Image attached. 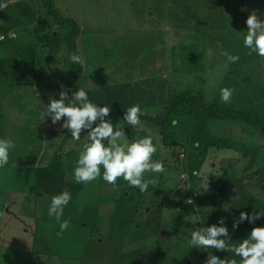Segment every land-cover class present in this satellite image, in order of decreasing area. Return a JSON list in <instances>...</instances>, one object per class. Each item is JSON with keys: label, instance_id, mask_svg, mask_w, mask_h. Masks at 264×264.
Here are the masks:
<instances>
[{"label": "rangeland", "instance_id": "obj_1", "mask_svg": "<svg viewBox=\"0 0 264 264\" xmlns=\"http://www.w3.org/2000/svg\"><path fill=\"white\" fill-rule=\"evenodd\" d=\"M164 2L9 0V6L0 9V61L6 62L9 78V81L0 78V137L12 139L16 144L10 152L9 164L0 169V264H127L129 253L128 244L122 246L120 241L125 235L115 233L111 238L102 236L99 241L98 229L82 227L81 221L88 223L84 206L90 208L99 203L93 196L81 197L76 206L65 208L62 220H69L70 224L62 234V221L49 216L52 193L56 195L61 190L54 185L61 178L53 177L52 172L65 168V179L76 182L74 161L78 159L79 146L85 142L84 133L77 142L67 130L55 140L49 137V132L48 140H53L55 148L44 150L39 171L31 165L32 159L26 158L28 148L31 144L42 148L41 141L36 138L40 123H34V118H43L42 114L35 113L39 107L32 104L31 90L14 85L21 74L19 72L16 78L10 68L16 67L17 62L24 65L27 78L35 77L32 69L25 67L27 64L28 67L32 64L43 67L44 73L39 78L48 86L55 84L56 98H59L58 80L67 82L76 71L74 67L79 69L81 66L79 87L89 90V97L95 103L111 105L115 110L111 113L113 123L123 117L120 112L124 114L135 104L140 105L142 115L157 116L164 111L165 105L151 106L148 97H144L145 91L131 92L132 89H143L149 73L160 70L161 73L166 71L168 77L166 101L192 92L190 94L202 96L207 104L255 114L264 120V58L255 53L249 55V49L243 45L249 15L255 10L264 20V0H167V8ZM41 23L46 25L45 31L41 30ZM73 44L77 51L72 49ZM77 52L83 56V64L69 61V55ZM225 52L238 55L239 61L228 62ZM224 87L235 89L229 103L220 98V90ZM240 90L245 91L244 99ZM128 92L135 96L133 100ZM120 93L128 95L120 98ZM47 94L44 91L43 96ZM193 107L198 109L196 104ZM41 110L45 113L46 107L41 106ZM200 120L196 113L188 117L183 114L175 128L185 146L182 150L198 161H193V166H187L188 169L185 160L174 161L163 143L162 130L156 125L141 120L142 127L133 133L126 128L131 134L129 139L146 135L156 138L158 151L153 159L163 160L166 171L145 174L146 178L156 181L152 188L166 183L164 188L169 190L174 185L178 187L177 197L189 198L190 191L182 174L185 173L188 180L192 179L194 164L201 165L202 162L198 157L200 151L209 150L200 178L210 179V195L214 198L217 193L226 197L228 189L235 200L232 205L224 199L209 209H199L201 213H209L214 206L229 212L241 203L264 205V132L260 131V126L247 120L211 119L203 130ZM120 123L127 127L122 119ZM208 138L221 140L228 147H207ZM54 157L57 161L52 162ZM230 158L235 159L227 163ZM215 164H218L217 171L213 168ZM234 164L237 168L232 175V187L211 179L209 172L221 174L220 168ZM194 177V190L191 185L189 190L195 193L196 187L202 199L206 196V184ZM69 207L72 212H67ZM229 220L233 223L234 219ZM190 230L193 226L185 228L186 234L180 240L168 242L167 248L162 246L167 251L164 264H172V258L177 260L176 264H204L208 257L206 251L225 258L223 251L190 249L186 240ZM148 243L153 246L155 240Z\"/></svg>", "mask_w": 264, "mask_h": 264}, {"label": "clouds", "instance_id": "obj_2", "mask_svg": "<svg viewBox=\"0 0 264 264\" xmlns=\"http://www.w3.org/2000/svg\"><path fill=\"white\" fill-rule=\"evenodd\" d=\"M8 6L9 0H0V9H6ZM246 24L248 27L243 37L244 47L249 49V55L255 53L264 58V20H261L254 10ZM224 55L230 63H236L240 59L238 55L227 52ZM68 59L72 64L84 63L83 56L78 53L70 54ZM234 91L235 89L222 88L221 100L229 103ZM111 113V105L101 106L95 103L89 97V90L78 87L71 95L67 91H61L59 98L53 95L42 118L45 120L50 117L53 125L59 124L61 131L67 130L71 134L73 141H80L84 133L85 142L79 146L78 159L74 161L73 176L76 182L92 183L102 179L115 186L118 179L122 178L128 186L145 193L149 186L156 182L146 178L145 174H162L166 171L163 160L153 159L158 151V145L154 142L156 138L146 135L129 139L131 134L126 128H130L133 133L135 129L142 127V109L139 104L124 111L121 119L126 122L127 127L121 125V119L113 123ZM15 147L14 140L0 137V169L9 164L10 152ZM71 200L72 194L67 190L51 198L48 214L62 221L60 234L69 228L70 221L62 218ZM261 219H264V211H241L239 217L233 220L232 227L238 230L245 222L256 225ZM202 225L192 230L186 238L190 249H215L234 254L222 259L213 252L206 251L208 257L204 264H264V224L253 227L246 237L238 239L235 244L232 243L233 237L226 218L221 217L218 223L211 225L202 222ZM236 257H239V260Z\"/></svg>", "mask_w": 264, "mask_h": 264}, {"label": "crops", "instance_id": "obj_3", "mask_svg": "<svg viewBox=\"0 0 264 264\" xmlns=\"http://www.w3.org/2000/svg\"><path fill=\"white\" fill-rule=\"evenodd\" d=\"M160 1H165V7L167 8V0ZM166 21L167 17L165 16V26H167ZM17 39H19V37ZM34 59L35 62H37L36 57ZM16 64V67L10 68V72H14L16 78L19 72L21 76L20 78L15 80L14 85L17 88L23 87L25 88V90H31V98H33L32 104H38L37 108L39 107V110H37V112L35 113H37V115H43L44 111L41 110V106L46 107V105L50 102L47 99H50L53 95H56L55 93H53L55 89L53 86L55 84L52 83L48 86L44 83V80L42 78H39V75L42 74L44 70L43 67L39 68V65L35 66L34 64H32V67H28L27 64L25 67L27 69H32V73L35 75V77L27 78L25 77V68H22V66H24L22 62L19 61ZM68 72L70 73L69 69ZM2 77L3 79L6 78V81H9L8 73L4 76H0V78ZM167 81L168 77L166 71L162 73L161 70L157 71V73H153L152 71V73H149V76L146 77L144 81L146 86L143 87V89H132L131 92L137 93L136 91L138 90L140 92L145 91L144 97H148L151 106L158 107L165 105L166 107L167 103L169 102V100L166 101V94L168 91ZM62 82H64L62 79L58 80L57 84L60 85ZM80 84L81 83L79 79L71 89H66L63 86L56 89L59 93L61 91L69 90L68 94L71 95L72 92L78 90ZM133 86L134 84L132 85V87ZM156 89H159V92ZM44 91H47L49 94L43 96ZM240 91L241 92H239V94L243 95L244 99L245 91ZM131 92L128 93L131 95ZM101 95L102 94L100 92L99 99ZM119 95H121L120 98H124L128 94L123 93L122 95L120 93ZM134 97L135 96L131 95V100H133ZM147 115L149 114L147 113ZM34 123H40L39 129L37 131L38 136L36 138H38L37 140L41 141L42 148H40L36 144H31L28 148L29 150H27L28 157L26 158L32 159V161L30 162L31 165L38 168V166H40L41 164L44 150H48L49 147L51 149L55 148V143L52 141L60 138L64 131L60 130L59 124L53 125L50 117L45 120L41 118H34ZM213 128H215V125L212 127V129ZM49 132V137L53 139L52 141L48 140ZM168 151L172 155L174 161H177L178 159L173 156L171 150ZM56 158L57 157H54L52 162L57 161ZM192 159L193 158L191 157H189V159H185V167H189L191 165L193 166V161L198 162L197 160ZM234 159L235 158L228 159L229 162L227 163H232ZM200 160L202 161L201 165L194 164V167L197 171H194V167L193 171H191L195 176L199 178V173L206 162L204 159ZM238 162L239 161L237 160V163ZM58 166L59 164L56 165V167ZM188 167L186 169H188ZM217 167L218 164H215L213 167L214 170L217 171ZM236 168L237 167L234 164L233 167L228 166L227 168H220V170L224 171L226 169H229V177L230 180H232V175ZM37 170L39 171L40 168H38ZM64 170L58 168L57 172H52L53 177L61 178V180L55 182L54 184L55 186L61 188V190L58 191V194L65 190L71 192L72 200L70 201L69 206H74L76 201L81 197L84 198L93 196L94 198L99 199V203L95 207L89 208L84 206V216L88 217V223H86L85 221H81L82 227L85 228L87 226H92L95 229H98L96 235L99 241L101 240L102 236H104V238H111V236L115 233H120L122 234V236L125 235L124 239L122 237L120 241L121 243H123L122 246H124V244L126 243L128 244L129 253L127 254V264H164L166 261L165 257L167 251L165 249H162V246L167 248L168 242H174V239L180 240L186 234V227L193 226L194 230L195 228L203 226L202 222L205 225H211L213 223H218L219 219L221 217H224L227 219L226 223L229 231L231 232V230H234L232 227L233 223H231L229 219H231V217L232 219H234L233 215L237 214V212L235 211L237 210V207L233 206L234 209L226 212V215H217L213 217L208 216V213L203 214L199 210L201 208L209 209L212 204L221 202L224 199L227 204L232 203L233 205L234 202H232V200H235L232 197L233 195L229 194L230 191L228 189L226 190V197H224L223 193H217L216 200H214V197L210 195L212 185L209 181L210 179L208 180V178L207 180H203V184H206V187H204V189L206 190V196L202 197V199L200 198L196 201V204L194 206H191L187 203L189 198L185 201L183 197H177L178 187H175L174 185L169 190L167 188H164L166 183L159 184V186H156L155 188H152V186L150 185L148 191L145 193H141L138 190V192H134V190L132 191L131 187L128 186L127 182L122 178L118 179L115 186L107 184L102 179L93 181L92 183H82V185H80L79 183L66 180V172H64ZM212 174H215L214 171H212L211 173L209 172V175ZM190 178V180H188L189 182H186L188 188L187 190L193 191L195 183L193 182V177ZM190 185L192 187L191 190H189ZM53 195L54 193H52V196ZM237 201H235V203H237ZM89 210H92L93 212L90 213ZM87 211L89 212V214L87 213ZM67 212H72V208L69 207L67 209ZM67 214L71 216L69 213ZM207 217L210 218L207 219ZM249 231H251V229H247L244 234H241L240 237H237L235 235L236 230H234L232 243H238V239L246 237ZM190 232L191 230L189 231V233ZM174 236L176 238H173ZM153 239L155 240V244L153 246H149L150 244L148 242L152 241ZM102 242L104 243L103 240ZM168 250H170V248ZM217 251L219 252V250ZM223 254V257L233 255L227 252H223ZM236 259L239 260V257H236ZM170 262L172 264H176L177 260L175 258H172Z\"/></svg>", "mask_w": 264, "mask_h": 264}, {"label": "trees", "instance_id": "obj_4", "mask_svg": "<svg viewBox=\"0 0 264 264\" xmlns=\"http://www.w3.org/2000/svg\"><path fill=\"white\" fill-rule=\"evenodd\" d=\"M73 23V22H71ZM44 24V23H43ZM61 24V23H59ZM41 30L46 29V25H40ZM40 28L38 30H40ZM41 30L39 32H41ZM38 32V34H39ZM78 34V33H75ZM45 37V36H44ZM40 39V38H39ZM73 46V50L77 51L75 49L74 44ZM78 53V52H77ZM6 62L4 60L0 61V76H4L7 74V69H6ZM74 69L76 71L71 73L70 79L67 82H63L60 84L59 88H61L62 86L65 87L66 89H71L75 83L79 80L80 76H81V66H79V69H77L76 67H74ZM69 90H67L68 92ZM192 93V92H190ZM190 93H185L183 95H180L176 98H173L172 100H170L167 103V106L165 107L164 111H162L161 114L157 115V116H149V115H142L141 114V120H146L147 122L156 125L157 127H159L162 130L163 133V143L165 145V147H167V149L172 151V154L174 157H176L177 159L180 160V155L182 152V147H183V142H180L179 140V135H177L175 132V128L178 127V123H179V119H181L182 115L185 114L188 116H191L193 114H197L200 117V121L202 123V129L205 130L207 125H208V121H210L211 119H221V120H225V119H230V120H247L250 121L253 124H256V126H260V131L263 130L264 132V120L258 118L257 115L255 114H249V113H245V112H241V111H237V110H231L228 108H219L215 105V103L212 104H207L204 100L203 97L197 96V95H193ZM70 99V97H69ZM194 104H196L198 109H195L193 106ZM112 113H115V110H112ZM120 114L123 116L124 114L122 112H120ZM209 138L211 136H208ZM208 138V139H209ZM207 139V140H208ZM207 147L208 146H217V147H225L227 148V144L225 146V142L223 144V142L221 140H213V139H209L208 142L206 143ZM206 149V146H205ZM186 152L187 158L189 159V157L192 158L191 154L188 153L187 151L184 150ZM207 151L209 150H202L200 151L201 154L198 156L200 157L202 160L207 157L208 153ZM194 154V152H193ZM195 155V154H194ZM194 173L191 174V177H194L193 175ZM194 178H197V176H195ZM208 177H204V178H200V180H207ZM229 169H226L224 171H222L221 174H212V180L216 181V182H221L223 185H229V186H233L232 181L229 179ZM195 193H198L199 198L201 197V194H199L200 192L197 190V188L195 187ZM198 198V199H199ZM188 198H185V201ZM214 200H216V197L214 198ZM220 204V202H217ZM216 204V203H215ZM218 204V205H219ZM253 210H260V211H264V205L261 204H255V205H247L246 203H241L237 206V210H235L237 212V214H234L233 217L238 218L239 214L241 211H248L249 213H251ZM217 215H226V212H224L222 210L221 207L219 206H214L213 209L208 213V216H217ZM264 224V219L258 220L256 225H252L249 224L247 222L243 223L240 225L239 229L236 230L235 235L237 237H240L241 234H244L245 231L247 229H251L255 226Z\"/></svg>", "mask_w": 264, "mask_h": 264}, {"label": "built area", "instance_id": "obj_5", "mask_svg": "<svg viewBox=\"0 0 264 264\" xmlns=\"http://www.w3.org/2000/svg\"><path fill=\"white\" fill-rule=\"evenodd\" d=\"M1 39H4V38L2 37ZM186 157H187L186 152L184 150H182L181 155H180V160L184 161L186 159ZM182 177H183L182 178L183 180L185 179L184 180L185 182L188 181V178H187L185 173L182 174ZM190 193L191 194H190V197L188 199V203H189V201H191V203H189V204L194 205L196 200H197L198 195H197V193H193L192 191H190Z\"/></svg>", "mask_w": 264, "mask_h": 264}]
</instances>
